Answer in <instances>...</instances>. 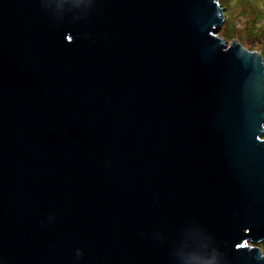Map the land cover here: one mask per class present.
I'll use <instances>...</instances> for the list:
<instances>
[{
	"label": "water",
	"instance_id": "1",
	"mask_svg": "<svg viewBox=\"0 0 264 264\" xmlns=\"http://www.w3.org/2000/svg\"><path fill=\"white\" fill-rule=\"evenodd\" d=\"M225 20L0 0V264H264V56Z\"/></svg>",
	"mask_w": 264,
	"mask_h": 264
},
{
	"label": "rangeland",
	"instance_id": "2",
	"mask_svg": "<svg viewBox=\"0 0 264 264\" xmlns=\"http://www.w3.org/2000/svg\"><path fill=\"white\" fill-rule=\"evenodd\" d=\"M219 1L224 5L226 20L217 35L230 43L240 40L247 48L264 54V0ZM258 246L264 250V241Z\"/></svg>",
	"mask_w": 264,
	"mask_h": 264
},
{
	"label": "trees",
	"instance_id": "3",
	"mask_svg": "<svg viewBox=\"0 0 264 264\" xmlns=\"http://www.w3.org/2000/svg\"><path fill=\"white\" fill-rule=\"evenodd\" d=\"M224 6V5H223ZM230 16L227 15V18H229ZM256 28H260L259 26H257ZM264 55V54H263Z\"/></svg>",
	"mask_w": 264,
	"mask_h": 264
}]
</instances>
